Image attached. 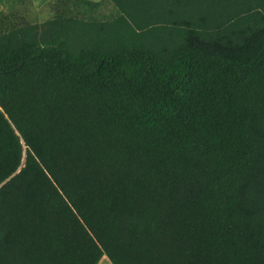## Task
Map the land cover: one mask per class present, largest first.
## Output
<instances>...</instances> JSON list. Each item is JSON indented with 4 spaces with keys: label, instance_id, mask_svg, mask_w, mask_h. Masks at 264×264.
<instances>
[{
    "label": "trees",
    "instance_id": "trees-1",
    "mask_svg": "<svg viewBox=\"0 0 264 264\" xmlns=\"http://www.w3.org/2000/svg\"><path fill=\"white\" fill-rule=\"evenodd\" d=\"M109 1L0 11V264H264V0Z\"/></svg>",
    "mask_w": 264,
    "mask_h": 264
},
{
    "label": "rangeland",
    "instance_id": "rangeland-1",
    "mask_svg": "<svg viewBox=\"0 0 264 264\" xmlns=\"http://www.w3.org/2000/svg\"><path fill=\"white\" fill-rule=\"evenodd\" d=\"M49 0H30L27 4L15 2L12 5L6 0H0V11L8 14L10 11L19 17H22L29 24L43 25L52 18V9ZM115 9L109 0H101L97 18H109ZM101 20V19H100Z\"/></svg>",
    "mask_w": 264,
    "mask_h": 264
},
{
    "label": "crops",
    "instance_id": "crops-1",
    "mask_svg": "<svg viewBox=\"0 0 264 264\" xmlns=\"http://www.w3.org/2000/svg\"><path fill=\"white\" fill-rule=\"evenodd\" d=\"M97 264H111L106 255H102Z\"/></svg>",
    "mask_w": 264,
    "mask_h": 264
}]
</instances>
